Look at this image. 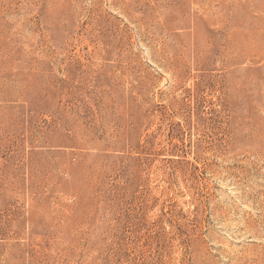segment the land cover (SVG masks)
I'll return each mask as SVG.
<instances>
[{"label":"rangeland","instance_id":"374dc122","mask_svg":"<svg viewBox=\"0 0 264 264\" xmlns=\"http://www.w3.org/2000/svg\"><path fill=\"white\" fill-rule=\"evenodd\" d=\"M0 264H264V0H0Z\"/></svg>","mask_w":264,"mask_h":264}]
</instances>
